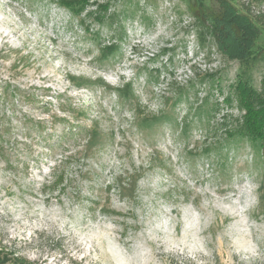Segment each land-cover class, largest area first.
<instances>
[{"label":"rangeland","instance_id":"1","mask_svg":"<svg viewBox=\"0 0 264 264\" xmlns=\"http://www.w3.org/2000/svg\"><path fill=\"white\" fill-rule=\"evenodd\" d=\"M197 1L0 0L2 253L264 264V140L224 99L239 77L262 90L264 0H228L260 29L247 64L198 31Z\"/></svg>","mask_w":264,"mask_h":264},{"label":"trees","instance_id":"2","mask_svg":"<svg viewBox=\"0 0 264 264\" xmlns=\"http://www.w3.org/2000/svg\"><path fill=\"white\" fill-rule=\"evenodd\" d=\"M218 5L219 11L210 13L203 8V3L200 0L193 3L188 2L190 12L196 21L202 25L198 26V31L203 29L210 34L214 38L218 50L224 56L247 64L253 57V48L260 36V29L253 21L237 14V10L228 0H218ZM257 17L264 18V13L259 12ZM261 85L262 90L257 91L247 79L239 77L231 88V96H226L224 99L231 102L232 99L236 98L240 110L244 111L240 132L252 140L263 141L264 77ZM63 175L61 173V175L54 176L52 184L55 186L63 185ZM11 255L9 258L7 253L0 251V263L5 264L10 259L13 264H34L21 256ZM71 264L81 263L72 261Z\"/></svg>","mask_w":264,"mask_h":264}]
</instances>
